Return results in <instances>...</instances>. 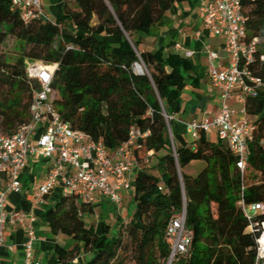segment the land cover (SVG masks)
Here are the masks:
<instances>
[{
	"label": "trees",
	"instance_id": "obj_1",
	"mask_svg": "<svg viewBox=\"0 0 264 264\" xmlns=\"http://www.w3.org/2000/svg\"><path fill=\"white\" fill-rule=\"evenodd\" d=\"M184 1L62 0L51 22H23L11 10V0H0V46L10 35L23 48L15 63L0 56V131L5 136L29 122L32 97L40 89L39 82L27 76V63L34 61L55 66L53 103L72 129L108 149L128 141L133 129L148 132L136 139L133 152L140 164L131 195L135 210L127 223L117 219L115 235H110L108 226L98 233L92 224L87 225L85 217L94 214V205L76 196L60 192L45 210L43 222L51 233L76 241L61 264L81 252L91 254L84 264H166L171 252L166 227L183 210L192 241L188 253L171 264H255V239L264 211L252 219L257 224L252 233L238 203L243 199L246 205L264 204V87L256 98L245 99L246 116L255 130L241 176L228 147L218 139L212 142L204 132L197 141L173 148L163 115L180 113L181 93L197 78L188 59L169 54L159 60L150 51H139L133 38L148 34L152 25ZM243 12L248 39H258L251 68L264 82V61H260L264 0L244 2ZM100 29L118 37L119 44L103 42L98 37ZM139 61L145 67L143 74L133 70ZM196 161L205 164L196 176L179 173ZM152 167L158 175L150 172Z\"/></svg>",
	"mask_w": 264,
	"mask_h": 264
},
{
	"label": "built area",
	"instance_id": "obj_2",
	"mask_svg": "<svg viewBox=\"0 0 264 264\" xmlns=\"http://www.w3.org/2000/svg\"><path fill=\"white\" fill-rule=\"evenodd\" d=\"M250 1L254 0H209L204 4L202 32L225 38L224 50L229 63L225 67H217L214 64L218 58L217 53L208 52L209 80L212 87L218 90L221 103L214 116L193 120L186 125L187 135L192 142L199 139L201 132L214 133L235 156V167L241 176L247 166L248 145L253 140L255 130L246 116L245 99L256 98L264 87V82L251 68L257 55L258 39L249 40L247 36V17L243 12V3ZM11 10L17 12L23 22L53 20L43 12L42 0H11ZM176 48L180 46L177 45ZM191 55V52H185L186 57ZM260 61H264V56H260ZM134 67H139V74H143L139 63H135ZM54 70L55 66L51 69L42 62L27 63V76L40 84V89L32 97L29 122L15 134L0 135V180L4 178L6 181L5 186L0 187V249L4 247V231L8 225L27 224L22 264H38L33 260L37 240L33 227L35 218L18 211L7 212L6 197L23 192L20 176L30 158L41 157L52 164L45 181L33 193L37 203H42L46 196L59 189L62 195L76 196L86 204L94 205L99 197L119 206L122 193L132 195L133 181L139 170L140 164L133 157L136 139L148 135V132L141 133L133 129L128 141L115 149H108L102 142L94 141L84 132L72 129L61 118L53 103L51 82ZM236 88L241 92L244 114L238 119L233 118L234 112L228 105ZM163 116L174 148L170 122L175 119V115ZM151 156L152 152H149L148 157ZM243 190L242 186L241 192ZM238 204L253 233L257 224H253L252 219L264 211V204L246 205L243 199ZM185 221L186 214L183 210L167 224L165 234L171 245V252L166 264H171L188 253L192 233L186 228ZM255 243V264H264V223L261 224Z\"/></svg>",
	"mask_w": 264,
	"mask_h": 264
},
{
	"label": "crops",
	"instance_id": "obj_3",
	"mask_svg": "<svg viewBox=\"0 0 264 264\" xmlns=\"http://www.w3.org/2000/svg\"><path fill=\"white\" fill-rule=\"evenodd\" d=\"M209 0H186L176 6L172 12H167L164 18L151 26L148 34H136L134 39L138 42V49L141 52L150 51L159 60H164L169 54H178L188 59L191 65V74L197 78L192 85L189 84L181 93L182 106L180 113L175 115L171 126L172 141L175 147L186 146L191 140L186 139V125L193 120H201L205 117H212L217 113L221 103L219 92L212 87L209 80V60L208 52L217 53L218 58L214 61L217 67H225L229 63V57L224 50L225 38L223 36H213L202 32V18L204 15L203 6ZM62 2V1H61ZM58 14V13H57ZM51 18V17H50ZM96 23V19H93ZM199 32H202L198 35ZM98 37L113 46L119 44V38L108 36L103 29L98 31ZM179 45L180 48H176ZM185 52H191L190 57L185 56ZM183 96V97H182ZM229 107L234 112V119L243 117V101L238 88L233 90L232 98L228 102ZM251 121V119H248ZM209 135V134H208ZM215 140L217 141L214 133ZM200 162V161H199ZM203 163V162H202ZM205 167L196 170V176ZM52 168L51 161L41 157H32L27 166L23 169L20 179L23 184L21 194H9L6 197V210L9 213L18 211L33 216V224L37 240L34 244L33 260L38 264H61V260L67 257V253L76 245V241L64 235H53L48 226L43 222V214L59 198L60 191L56 189L46 196L42 203H37L33 193L38 185L43 183ZM185 169V168H184ZM136 176V175H135ZM5 179L0 180V187L5 186ZM131 195L122 193L121 204L130 203ZM99 200L94 204V213L91 217H85L86 224H92L96 231L100 233L105 226L109 227L110 216L103 210H98ZM123 214L117 215V219ZM120 217V218H121ZM95 219V221H94ZM123 220V219H122ZM118 222L115 224L117 225ZM110 229H116V226ZM27 239V224L8 225L4 231V247L0 249L1 264H22L23 244ZM91 254L80 255L68 264H84Z\"/></svg>",
	"mask_w": 264,
	"mask_h": 264
},
{
	"label": "rangeland",
	"instance_id": "obj_4",
	"mask_svg": "<svg viewBox=\"0 0 264 264\" xmlns=\"http://www.w3.org/2000/svg\"><path fill=\"white\" fill-rule=\"evenodd\" d=\"M62 0H42V9L43 12L51 17L52 19H55L57 13H59V11L62 8ZM70 8L74 9V6L72 3H69ZM23 53V48H22V43L17 40L15 37L13 36H7V38L4 40L3 44L0 46V56L2 58L8 59L10 63H15V60L21 56V54ZM139 64L142 67L143 72H145V67L144 65H142L141 62H139ZM51 69L53 68V65H48ZM134 72L136 74H139L140 69L139 67H134L133 68ZM183 97V96H182ZM0 135H5L2 131H0ZM186 139L191 140L190 136L185 135L184 136ZM209 139L215 140L214 135L209 134L208 135ZM203 166L202 162H192L190 165H188L185 169L183 170H179V173H185L187 174H194V172L198 169H200ZM150 172L154 175H158L157 170L155 167H152L150 169ZM99 206H98V210H103L104 213L108 214L110 216V221L108 222L109 227L112 229L113 226L117 223V215L122 213L123 217H121L123 219L124 223H127L130 220V217L132 216V214L134 213L135 210V204L134 202L131 200L130 203H123L121 204V208H117V206L115 204H112L108 199L105 198H99ZM95 215V213H94ZM95 221V219H94ZM116 229L112 230L110 235H115L117 233V228H118V224L115 225ZM127 264H130L127 263Z\"/></svg>",
	"mask_w": 264,
	"mask_h": 264
}]
</instances>
